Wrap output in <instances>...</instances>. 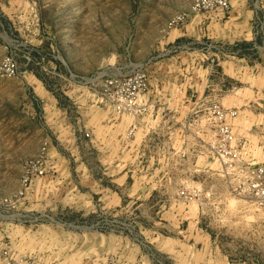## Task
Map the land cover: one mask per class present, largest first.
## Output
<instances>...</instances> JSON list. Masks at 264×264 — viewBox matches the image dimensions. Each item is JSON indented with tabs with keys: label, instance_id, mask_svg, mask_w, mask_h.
Instances as JSON below:
<instances>
[{
	"label": "rangeland",
	"instance_id": "374dc122",
	"mask_svg": "<svg viewBox=\"0 0 264 264\" xmlns=\"http://www.w3.org/2000/svg\"><path fill=\"white\" fill-rule=\"evenodd\" d=\"M194 1L0 0V197L11 200L0 204V264H264V205L241 193L242 178L211 153L206 110L177 113L180 98L170 100L174 111L157 98L144 118L147 151L133 155L125 142L123 159L103 164L74 153L84 138L48 132L88 131L84 111L98 99L102 74L138 67L148 81L158 71L176 77L179 65L167 57L207 52L212 42L173 41L169 26ZM253 3L264 43V0ZM178 43L187 47L169 53ZM253 100V129L239 125L235 133L257 146L254 161L263 162L264 96ZM45 143V171L20 195ZM55 147L75 155L58 160L49 154ZM129 169L134 177L125 182ZM193 187L200 189L194 199L180 196Z\"/></svg>",
	"mask_w": 264,
	"mask_h": 264
},
{
	"label": "crops",
	"instance_id": "0c3cea01",
	"mask_svg": "<svg viewBox=\"0 0 264 264\" xmlns=\"http://www.w3.org/2000/svg\"><path fill=\"white\" fill-rule=\"evenodd\" d=\"M257 7L253 0H232L229 11L194 14L191 20L174 29L172 31L173 41L194 40L199 43L208 40L215 44L216 48L211 49V52L209 50L206 52L203 48L198 47L194 52H181L178 55L167 57L166 59L175 66L179 65L177 68L179 75L169 78L167 73L158 70V74L151 75L148 81V90L145 92L147 102L154 106L153 104H156L158 99L166 98L167 107L165 108L168 110L171 108L170 110L174 111L170 100L180 98L179 110L176 108L175 111L188 113L195 108L205 110L212 102L219 101L225 107L238 109L239 115L232 120L234 131L239 125L252 130L254 124L251 126V118L248 116L249 113L254 112L253 106L255 109L257 108L256 100L253 98L264 96V43L261 42L259 33L255 32L256 26L254 27L258 17ZM219 48H224V51ZM154 80L159 84L156 82L154 86ZM178 86L180 90H178ZM173 103L176 105L174 101ZM159 110L154 113L159 114L161 111ZM84 112L85 116L89 115L91 120L89 124L85 125V128L91 133L90 138H86L71 127L67 131L61 126H59L60 130L55 128L53 133L48 131L49 134H55L56 140L68 135L73 143L84 138L86 144L84 147L77 146L74 153L76 151L77 154L82 153L85 157H94V159H99L102 164L108 163L109 160L117 162L120 161L118 159H123L121 154L125 142L130 145L133 155L139 154L141 151L146 152L147 147L150 146L152 137L148 136L149 134H143L145 120H142L143 123L140 122L135 136L140 134V137L130 139L128 120L125 122L123 120L125 117L119 118L110 111L102 103L99 95L95 103H90ZM260 125H258L259 130H264V126ZM25 135H27V131H25ZM240 137L244 139L243 154L245 158L256 160L253 147L256 149L257 146H254L255 144L248 137ZM259 146V148L264 147V144H259ZM49 154L54 155L58 160H62L65 156L75 155L73 153L69 155L56 147L51 152L49 149ZM119 167L116 164L115 169ZM92 168L90 163H85V170L89 171L91 178L94 177ZM130 177H134V171L129 169L121 179L126 182ZM117 200L115 198V201Z\"/></svg>",
	"mask_w": 264,
	"mask_h": 264
},
{
	"label": "built area",
	"instance_id": "2783aa9c",
	"mask_svg": "<svg viewBox=\"0 0 264 264\" xmlns=\"http://www.w3.org/2000/svg\"><path fill=\"white\" fill-rule=\"evenodd\" d=\"M231 0H195L189 12L175 15L169 22L171 28H178L191 19L192 14L216 13L219 11L227 12L231 9ZM259 20V16L257 17ZM258 26L264 29V23L259 21ZM260 33V32H258ZM215 44H209L208 49L216 48ZM185 44H174L171 51L182 50L186 48ZM221 51L224 48H219ZM9 60H6L5 66L9 68ZM103 83L98 91L99 96L108 108L119 118L131 117L134 123L130 125L128 136L135 137L139 128L140 120L149 114L151 104L145 100V92L148 86V74L145 70L135 67L131 72H122L121 70L112 75L101 76ZM209 124L213 128V136L207 141L211 153L225 165V168L235 170L242 178L239 184L241 193L249 196L258 206L264 205V161L258 162L248 160L243 154L244 139L234 131L232 120L239 115L237 108L223 106L219 101L212 102L206 109ZM86 138L91 137L89 131L84 132ZM47 143L41 148L38 158L33 161V167L28 169L22 176V187L19 194L22 195L28 191L32 184L33 175H42L44 173L43 160L48 154ZM200 192V189H182L179 194L184 199L192 200ZM10 198L0 197V204L8 205ZM8 264H35L29 260H20Z\"/></svg>",
	"mask_w": 264,
	"mask_h": 264
}]
</instances>
